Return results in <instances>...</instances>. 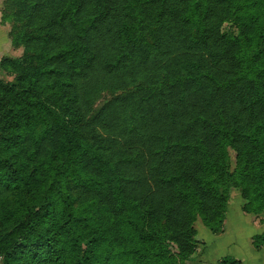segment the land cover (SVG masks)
<instances>
[{"label":"trees","instance_id":"trees-1","mask_svg":"<svg viewBox=\"0 0 264 264\" xmlns=\"http://www.w3.org/2000/svg\"><path fill=\"white\" fill-rule=\"evenodd\" d=\"M1 22L25 60L0 63V264H186L232 190L264 214V0H5Z\"/></svg>","mask_w":264,"mask_h":264},{"label":"rangeland","instance_id":"rangeland-1","mask_svg":"<svg viewBox=\"0 0 264 264\" xmlns=\"http://www.w3.org/2000/svg\"><path fill=\"white\" fill-rule=\"evenodd\" d=\"M2 10V9H1ZM11 45L7 52L0 55V63L3 59L25 60L23 48L12 43V31H9ZM28 61V60H27ZM31 67H36L35 61H30ZM0 81L14 83L13 78L0 70ZM37 96L44 99L49 95L38 92ZM110 95H105L95 103V114L110 100ZM232 167H235V154L230 151ZM15 196V194H14ZM245 201L240 190H232L225 222L220 231L214 232L207 228L202 219L198 218L195 224L197 231V249L194 256L186 264H221L227 258H233L242 264H264V246L259 249L255 246V238L264 233V214H248L244 211ZM172 249V254H176Z\"/></svg>","mask_w":264,"mask_h":264},{"label":"crops","instance_id":"crops-1","mask_svg":"<svg viewBox=\"0 0 264 264\" xmlns=\"http://www.w3.org/2000/svg\"><path fill=\"white\" fill-rule=\"evenodd\" d=\"M4 1L5 0H0V55L7 52L11 45L9 39V31L11 26L9 24L3 25L1 22V9Z\"/></svg>","mask_w":264,"mask_h":264}]
</instances>
